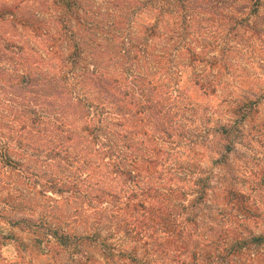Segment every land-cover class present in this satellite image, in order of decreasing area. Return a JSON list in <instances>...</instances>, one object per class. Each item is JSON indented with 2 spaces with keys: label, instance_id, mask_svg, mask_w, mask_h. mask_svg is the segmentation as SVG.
I'll use <instances>...</instances> for the list:
<instances>
[{
  "label": "trees",
  "instance_id": "16d2710c",
  "mask_svg": "<svg viewBox=\"0 0 264 264\" xmlns=\"http://www.w3.org/2000/svg\"><path fill=\"white\" fill-rule=\"evenodd\" d=\"M90 1L25 0L31 3L26 11L15 3L0 5V19L15 31L21 25L27 36L23 71L9 76L20 80L11 88L22 99L24 139L31 147L36 127L41 140L36 152L46 157V166L78 165L79 175L60 171L41 181L43 195L50 192L63 203L78 198L85 185L93 223L115 224L110 237L92 239L102 246L106 264H150L142 254L147 238L166 253L158 232L167 234L173 249L167 264H264V230L238 221L245 195L237 198L240 207L222 204L217 210L223 225L206 224L201 234L189 226L197 217L196 204L210 191L209 175L197 178L179 161L203 140L182 120L197 117L189 92L202 89L208 95L213 89L196 70V22L192 19L186 32L178 27L168 32L167 0H158L159 9L157 0H120L113 21L101 8L90 11ZM104 26L110 42L96 44L91 39ZM89 46L87 62L82 55ZM18 53L9 50L11 61ZM219 131L230 138L233 126ZM191 194L196 198L185 205ZM101 228L90 225L92 235H100ZM112 236L132 244L124 247L119 239L109 246Z\"/></svg>",
  "mask_w": 264,
  "mask_h": 264
},
{
  "label": "rangeland",
  "instance_id": "374dc122",
  "mask_svg": "<svg viewBox=\"0 0 264 264\" xmlns=\"http://www.w3.org/2000/svg\"><path fill=\"white\" fill-rule=\"evenodd\" d=\"M52 2L55 0L47 3ZM11 3L18 4L25 11L31 6L25 0H0V5ZM130 5L134 7L132 1ZM159 7L157 0L154 8ZM88 8L90 11L101 8V14L106 11L110 15L105 19L113 21L120 10V0H91ZM192 19L198 27L196 70L202 80L212 84L213 89L208 95L202 89H191L189 102L198 108L197 117L193 119L186 115V119H182L188 127L191 125L192 130L195 127L203 140L192 152H184L179 161L185 172L189 169L197 178L209 175L210 179L209 194L196 204L198 207L192 212L197 217L189 221V226L193 232L201 234L200 230H205L206 224L223 225L216 216L217 210L222 204L240 207L237 198L243 194V209H237L240 212L238 221L262 232L264 0H167L165 21L168 32L177 27L186 32ZM17 27L15 31L0 19V248L5 250L0 252V264H106L102 246L92 239L98 237V242H102L110 237L115 224L93 223L85 185L81 186L78 198L63 203L59 196L50 192L43 195L41 191V181L52 179L60 171L66 175H79L78 165L71 167L62 163L63 169L46 166L43 162L46 157L36 152L41 144L36 127L32 128L35 137L31 147L24 139L26 124L22 99L11 88V82L19 86L20 80L9 79L10 74L19 76L23 71L20 64L27 36L21 25ZM105 28L97 30L96 37L91 40L96 44L110 42ZM50 29L51 33H57L58 24L52 23ZM111 46L113 49L114 45ZM12 47L19 52L14 61L8 55ZM87 48L82 60L89 62L92 47ZM65 51L64 56H67ZM175 56L172 55V60H177ZM231 125L233 133L230 138L220 133L223 126ZM82 175L86 178L88 173L84 171ZM195 198L196 194L189 195L184 204L190 202L191 206ZM90 225L102 227L100 235H92ZM149 234L151 231L147 236ZM157 236L166 253L160 252L163 250L160 247L151 246L153 240L147 238L148 245L142 254L146 252L150 264H167L173 249L166 244V233L158 232ZM112 237L108 239L109 246L116 245L120 239ZM120 240L125 242L124 247L132 244L125 238ZM147 248L150 249L148 253ZM12 256L15 259H10Z\"/></svg>",
  "mask_w": 264,
  "mask_h": 264
},
{
  "label": "clouds",
  "instance_id": "9594fccd",
  "mask_svg": "<svg viewBox=\"0 0 264 264\" xmlns=\"http://www.w3.org/2000/svg\"><path fill=\"white\" fill-rule=\"evenodd\" d=\"M103 139V138H102ZM11 247V245L9 246ZM5 250L3 248H0V252H4ZM10 259H15V256L10 257Z\"/></svg>",
  "mask_w": 264,
  "mask_h": 264
}]
</instances>
